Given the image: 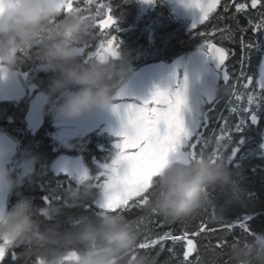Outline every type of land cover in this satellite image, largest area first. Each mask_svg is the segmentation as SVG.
I'll list each match as a JSON object with an SVG mask.
<instances>
[{
  "label": "trees",
  "instance_id": "16d2710c",
  "mask_svg": "<svg viewBox=\"0 0 264 264\" xmlns=\"http://www.w3.org/2000/svg\"><path fill=\"white\" fill-rule=\"evenodd\" d=\"M37 4L0 30V59L14 50L4 66L34 85L21 99L0 100V127L17 146L13 160L33 157L27 176L8 171L0 220V245L8 246L0 264H264V90L258 87L264 1L214 9L203 32L167 1L152 14L144 0H73L59 9ZM100 7L114 19L108 27L87 26L76 39L66 34ZM104 41L113 47L102 57L97 46ZM203 43L228 50V56L214 100L202 107L196 137L189 139V162L155 174L126 204L99 208L104 178L96 180L94 158L112 159V139L96 128L66 149L52 135L55 112L67 101L112 103L135 70L172 61ZM36 93L46 103L42 124L31 130L26 112ZM253 96L260 102L255 123ZM80 151L89 180L53 171L58 154ZM72 252L80 258H65Z\"/></svg>",
  "mask_w": 264,
  "mask_h": 264
},
{
  "label": "rangeland",
  "instance_id": "374dc122",
  "mask_svg": "<svg viewBox=\"0 0 264 264\" xmlns=\"http://www.w3.org/2000/svg\"><path fill=\"white\" fill-rule=\"evenodd\" d=\"M72 1L0 0V30L9 20L33 13L38 2L48 9H59L63 4L70 7ZM217 2L218 0H177L171 5L179 16L191 18L192 23H197L203 20ZM113 22L109 10L100 7L83 16L77 25L66 30V34L76 39L75 35L80 29L87 26L105 28ZM112 47V41L100 42L97 51L103 48L104 53H100V56L104 57L106 53L112 52ZM9 49L14 48L10 46ZM13 51H9L0 59V100H18L34 90L33 84L22 80L25 76L19 78L13 69L4 66L3 63L13 61ZM226 58V52L214 43L199 44L191 52L172 61L151 63L135 70L113 95L116 101L112 103L102 104L91 100L67 101L59 107L53 116L52 134L58 145L70 150L74 137L96 128L112 139V159L106 162L94 158V164L99 169L96 180L99 177L104 178L101 194L96 200L99 208L104 210L126 204L130 198L150 185L155 174L161 173L174 162H189V139L196 137L202 121V107L214 100L220 71L225 73L223 64ZM200 67L203 72L198 79H188L194 68L199 71ZM258 87L264 90V54L258 63ZM45 103L46 97L41 93L34 94L30 99L26 112L30 129L34 130L42 124ZM181 104L183 107L179 109ZM259 106L257 96H253L249 104L253 123L258 120ZM174 114L178 117L172 123ZM148 120H153L151 127L154 135H168L165 154L158 157L148 154L153 141V137H149L147 133L150 126ZM2 142L6 146L7 154L13 155L17 146L13 145L10 139H2ZM243 142L242 139L239 144ZM261 146L264 148V136ZM237 148L232 149L233 155ZM9 165L11 170H17L20 177H25L32 169L33 157L25 154L19 161L12 159ZM52 169L55 173H66L79 182L87 181L92 176L81 151L74 156L58 154ZM9 187L6 177L0 185V220L6 213ZM7 246L0 245V259ZM65 258L79 259L80 256L72 252Z\"/></svg>",
  "mask_w": 264,
  "mask_h": 264
},
{
  "label": "flooded vegetation",
  "instance_id": "af4514ba",
  "mask_svg": "<svg viewBox=\"0 0 264 264\" xmlns=\"http://www.w3.org/2000/svg\"><path fill=\"white\" fill-rule=\"evenodd\" d=\"M144 1L147 2V4L144 6V9H146V12L148 14H152L153 12H156L158 10L161 11L164 7V4H163L164 2L167 1V2H170L171 4L172 3L174 4V2H176L177 0H144ZM239 1H240V3L244 4V6H245V4H248V5L255 4V5L261 6V3L264 0H218V2L215 4L214 8L211 11H213L216 8H219L220 6H225L228 3L229 4L238 3ZM233 8L234 7H232L231 11L232 10L234 11ZM173 9H175V7ZM211 11H209L207 13V15L203 18L202 21L197 22V23H192L193 27L196 28L197 30L203 32V30L206 28L202 27V24H204V22H206V19L209 18ZM259 24H260V22L258 23V25ZM257 29L260 30L261 27H259ZM218 47L221 48L220 46H218ZM222 49L226 52V54L228 56V50H226L224 48H222ZM202 72H203L202 67L199 68V71L194 68V70L192 71V74L190 73V76H188V79L197 80L198 77L200 76V74H202ZM182 107H183V105L181 104L179 106V109H182ZM177 117L178 116L176 114L172 115V123H174L176 121ZM141 118L143 119V115H141ZM152 123H153V120H148V124H150V126L147 128V133H148L149 137H153V141H152V144L150 146V150L148 151V154L150 156H153V157H158L162 154H165L166 146L168 144V141H167L168 135H166V134L162 135V136H160L159 134L154 135L152 132V127H151ZM172 123H170V124H172ZM0 137H1L0 138V185H1V182L4 180V178H6V177L8 178V171H9V167H10L9 163L12 161V159L14 158V155H15V152L13 155L7 154L6 146L2 142V139H8V140L10 139V141H12L13 145L15 144V146H16V142L13 140L12 137L9 136V134L6 131L3 130L2 127H0Z\"/></svg>",
  "mask_w": 264,
  "mask_h": 264
}]
</instances>
